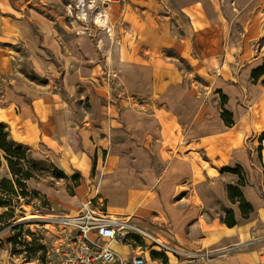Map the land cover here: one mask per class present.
I'll use <instances>...</instances> for the list:
<instances>
[{"label": "crops", "instance_id": "1", "mask_svg": "<svg viewBox=\"0 0 264 264\" xmlns=\"http://www.w3.org/2000/svg\"><path fill=\"white\" fill-rule=\"evenodd\" d=\"M60 5H0V125L9 137L65 173L77 170V191L85 186L90 199L103 165L111 215L220 252L194 264H264V75L252 78L264 66V0H115L106 9L110 39L96 26L87 33L94 57L86 65H77V32L67 58ZM51 54L67 70L68 95L52 83ZM237 167L254 208L248 218L226 193L239 177L224 170Z\"/></svg>", "mask_w": 264, "mask_h": 264}, {"label": "rangeland", "instance_id": "2", "mask_svg": "<svg viewBox=\"0 0 264 264\" xmlns=\"http://www.w3.org/2000/svg\"><path fill=\"white\" fill-rule=\"evenodd\" d=\"M16 1L0 0V5L5 3L9 7L10 3ZM28 1L30 0H23L24 3ZM63 1L64 5H60V7L64 8L63 12L61 11L64 23L59 32L61 34L64 31L66 32L67 58L73 57V38L69 35L72 32H77V65L81 63L86 65L84 59L94 57L91 50L92 39L87 33L93 32L94 35L93 28L96 26V28L106 29L104 33L110 39L107 31L108 27L105 24V22L108 24L106 12H104L105 17L93 14L89 9H87L89 12H86L82 7L85 0H82L80 3L77 0ZM79 34H81L80 37L78 36ZM49 60L53 64L51 66L54 67V80L52 83L58 87L60 86L61 90L65 91V94L68 95V92L62 85L63 75L67 70L64 71L61 61L54 59L52 54ZM32 78L35 82L39 83L47 81V77H43L42 80V77L37 76L35 72ZM82 105L85 106L86 104L77 101L76 107L78 108V112L82 111L80 108ZM5 133L9 134L7 128H5ZM18 147L26 156V161H22L19 164V169L32 170L37 179L28 181L23 192L20 191L15 196L12 195L8 198L7 205L0 207V261L5 263L10 258L22 256L27 259L39 258L45 262L48 260V252L56 240L64 237L61 229L52 228L50 219L77 211V206L82 201L84 202L90 198L87 197L88 190L85 186L78 191L75 188V178H79L80 184L82 179L81 174L77 170L65 173L44 154L35 153L24 145H18ZM0 158V177L13 180L5 160V154L1 150ZM102 168L103 165L97 171V167H95L94 177L97 179L95 184L89 183L88 185L95 188V203L102 200L107 207L108 200H106L103 193L105 175L102 173L104 172ZM57 171L63 172L67 179L56 177ZM36 217L37 219H33ZM140 225L143 226L144 224ZM55 233L60 235L56 237L54 236Z\"/></svg>", "mask_w": 264, "mask_h": 264}, {"label": "built area", "instance_id": "3", "mask_svg": "<svg viewBox=\"0 0 264 264\" xmlns=\"http://www.w3.org/2000/svg\"><path fill=\"white\" fill-rule=\"evenodd\" d=\"M114 1L85 0L82 7L103 17L106 7ZM50 220L52 228L61 229L64 237L53 244L48 260L15 256L5 263L0 261V264H170V258L175 260L174 264H194L213 259L220 253L205 247L185 248L166 241L140 223L114 217L104 201L95 203V198L82 201L74 214L67 213ZM113 243L132 247L133 251L123 257L112 248Z\"/></svg>", "mask_w": 264, "mask_h": 264}, {"label": "trees", "instance_id": "4", "mask_svg": "<svg viewBox=\"0 0 264 264\" xmlns=\"http://www.w3.org/2000/svg\"><path fill=\"white\" fill-rule=\"evenodd\" d=\"M263 75L264 66L258 70L253 71L252 78L254 81H258V79ZM226 104L227 97L221 95V118L226 126L231 127L234 125V117L233 114L226 109ZM5 128V126L0 125V150L5 154V160L8 164L13 180L3 179L0 177V207L6 206L8 198H10L12 195L15 196L16 194H19L20 191L23 192L28 181L37 179L32 170L19 169V164L22 163V161H26L25 153H23V151L18 147V145L21 144L14 142L9 137V134L5 133ZM224 172L238 175V184L227 185L226 193L231 203L239 204V209L242 216L244 218H248L250 214L253 213L254 208L247 201L244 193L241 190V187L245 186L247 183L245 171L241 167H237L236 169L227 168L224 170ZM55 176L58 178L67 179L66 175L61 171H57V175ZM75 179V188H77L80 186V180L77 177ZM224 223L228 227H234L237 224L234 212L232 210L226 211Z\"/></svg>", "mask_w": 264, "mask_h": 264}, {"label": "bare ground", "instance_id": "5", "mask_svg": "<svg viewBox=\"0 0 264 264\" xmlns=\"http://www.w3.org/2000/svg\"><path fill=\"white\" fill-rule=\"evenodd\" d=\"M84 4V3H83ZM86 5V4H85ZM85 11H87V10H85ZM105 24L107 25V23L105 22ZM108 29V28H107ZM108 32H109V29L107 30ZM33 219H37V217L36 218H33ZM44 220V219H43ZM40 222H42V221H40Z\"/></svg>", "mask_w": 264, "mask_h": 264}]
</instances>
